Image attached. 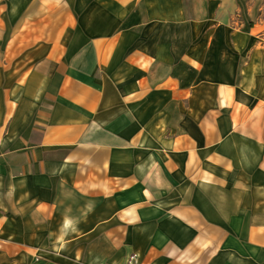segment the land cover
Segmentation results:
<instances>
[{"label": "crops", "instance_id": "crops-1", "mask_svg": "<svg viewBox=\"0 0 264 264\" xmlns=\"http://www.w3.org/2000/svg\"><path fill=\"white\" fill-rule=\"evenodd\" d=\"M180 23V0H0V254L264 264V68Z\"/></svg>", "mask_w": 264, "mask_h": 264}, {"label": "rangeland", "instance_id": "rangeland-1", "mask_svg": "<svg viewBox=\"0 0 264 264\" xmlns=\"http://www.w3.org/2000/svg\"><path fill=\"white\" fill-rule=\"evenodd\" d=\"M185 23L176 24L183 29L178 35H184L187 46L194 53L200 41H213L211 49L220 60L225 50L234 52L233 71L240 72L248 65L264 68V0H180ZM84 10L88 5H80ZM85 33H88L85 31ZM218 42V43H216ZM222 42H226L222 44ZM175 110V105L171 104ZM177 118V113L172 115ZM47 238H43V243ZM48 240V239H47ZM233 247V246H232ZM235 249L241 250L239 245ZM234 250V248H233ZM67 250H42L41 254H0V264H72ZM125 255H123L124 257ZM134 256H126L124 264H138ZM79 260V259H78ZM80 264V263H79Z\"/></svg>", "mask_w": 264, "mask_h": 264}]
</instances>
